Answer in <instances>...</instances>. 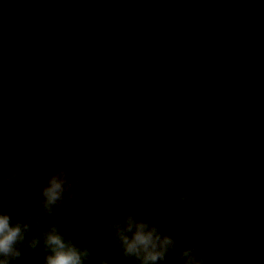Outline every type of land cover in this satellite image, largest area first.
I'll return each instance as SVG.
<instances>
[{"label": "water", "instance_id": "water-1", "mask_svg": "<svg viewBox=\"0 0 264 264\" xmlns=\"http://www.w3.org/2000/svg\"><path fill=\"white\" fill-rule=\"evenodd\" d=\"M0 23V168L23 177H0V210L35 220L46 171L80 179L78 201L32 224L25 239L41 242L21 245L16 264H44L53 224L110 264H135L106 238L130 212L205 264H264L261 0H0Z\"/></svg>", "mask_w": 264, "mask_h": 264}, {"label": "clouds", "instance_id": "clouds-1", "mask_svg": "<svg viewBox=\"0 0 264 264\" xmlns=\"http://www.w3.org/2000/svg\"><path fill=\"white\" fill-rule=\"evenodd\" d=\"M264 3V0H261ZM5 25L0 23V32ZM31 62V61H27ZM75 137H70L67 143L60 147L57 156L60 162H70L72 159V144ZM128 167L137 163L132 155L126 157ZM49 178L41 190V216H28L26 222L13 221V214L0 210V264H16L22 256L21 245L36 249L41 237L34 236L26 241V235L33 223L38 224L41 217L58 215L66 201L74 203L79 197L75 191L80 183L79 177L69 179L67 169L60 167L54 173L45 172ZM0 177L9 184H20L23 177L15 169L0 168ZM102 188L107 184L101 179ZM209 178L200 177L192 183L187 192L179 196L180 204L189 202L208 186ZM116 204L119 201L115 202ZM106 238L109 243L114 239L120 246L126 260L135 264H166L169 254L175 255V264H205V256L196 247L182 248L176 239L168 233H162L158 224L145 221L139 214L129 213L122 221L110 222L106 226ZM44 250L48 253L44 257V264H110V258L102 256L98 251L93 254L84 244L75 243L70 237L61 233L58 226L50 225L42 233ZM219 239V238H218Z\"/></svg>", "mask_w": 264, "mask_h": 264}, {"label": "bare ground", "instance_id": "bare-ground-1", "mask_svg": "<svg viewBox=\"0 0 264 264\" xmlns=\"http://www.w3.org/2000/svg\"><path fill=\"white\" fill-rule=\"evenodd\" d=\"M141 87H143V86H141ZM145 187H146V185H145ZM155 188V187H154ZM156 189V188H155ZM153 191H155V190H153ZM141 192V191H140Z\"/></svg>", "mask_w": 264, "mask_h": 264}]
</instances>
